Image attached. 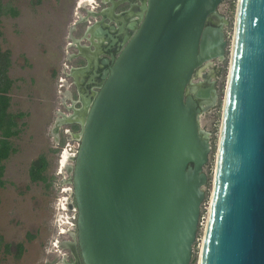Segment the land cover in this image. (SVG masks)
I'll list each match as a JSON object with an SVG mask.
<instances>
[{
	"label": "water",
	"instance_id": "1",
	"mask_svg": "<svg viewBox=\"0 0 264 264\" xmlns=\"http://www.w3.org/2000/svg\"><path fill=\"white\" fill-rule=\"evenodd\" d=\"M225 1H128L132 34L105 61L97 91L59 114L56 138L64 125L79 127L68 170L72 264L193 263L212 145L200 97L186 92L198 68L225 58L222 28L206 26ZM104 16H94L97 34L115 45ZM87 33L92 42L95 29ZM234 35L198 264H264V0H238ZM85 71H71L77 90Z\"/></svg>",
	"mask_w": 264,
	"mask_h": 264
},
{
	"label": "rangeland",
	"instance_id": "2",
	"mask_svg": "<svg viewBox=\"0 0 264 264\" xmlns=\"http://www.w3.org/2000/svg\"><path fill=\"white\" fill-rule=\"evenodd\" d=\"M78 1L2 0L19 11L18 18L5 17L2 20L3 49L11 51L10 77L17 81L11 94L13 99L11 111L28 113L29 116L24 120L27 123L24 133L13 140L18 153L6 163L4 179L7 185L1 190L0 204L1 235L6 242L24 243L26 251L20 261L1 253L0 264H57L59 261L58 256L47 255V250L56 234L58 221L61 217H71V209L67 206L70 201L72 202V186L69 181L71 174L68 170L73 163L68 159L66 165L62 167L61 160L67 151V144L75 147L76 142L65 133L68 130L65 125L61 127L59 138H56L53 132L59 111L66 112L60 105L61 95L53 91L55 79L52 78V73H58L62 55L68 49L75 14L85 15L83 10L77 11ZM237 3L238 0H229L221 7L230 21L226 30L230 50L220 76L218 106L210 111V114L219 117H200L201 128L211 139L212 152L209 165L205 169L208 176L206 200L192 264H198L213 192ZM69 91L72 92L73 88H69ZM55 150L56 152H53ZM41 154H47L49 161L47 174L55 178V183L50 189L43 184H33L30 181V167ZM61 207H64L66 212L61 211ZM66 227L69 231H74V227L70 225ZM28 235L34 236L32 242L27 240ZM60 250V253L65 252Z\"/></svg>",
	"mask_w": 264,
	"mask_h": 264
},
{
	"label": "flooded vegetation",
	"instance_id": "3",
	"mask_svg": "<svg viewBox=\"0 0 264 264\" xmlns=\"http://www.w3.org/2000/svg\"><path fill=\"white\" fill-rule=\"evenodd\" d=\"M109 0H93L90 5H87L91 12L85 14V16L79 18L75 14L73 26L70 30L71 36L69 40L71 42L72 49L77 50L75 58L71 60V64L77 62L75 64L77 67H73V70L76 71H84L86 74L85 80L83 83H80V88L77 90L75 83L73 82L70 85V88H73V91L67 94V101H69V105H67V111H70L72 114V109H79L81 107V96L86 95V97H90L91 94L97 91L95 86H98L102 83L101 76L104 72H106L109 67V64H105V61L111 62V55H118V50L122 47V41L126 36H130L132 34V30L130 29V23L132 21H136L137 19L130 20L128 19V1L134 0H116L118 3V7L116 8L114 13H111L109 8H111ZM229 0H226L222 3V5L217 10L216 22L213 24H207L206 26L212 25L215 28H222L224 33V38L226 41V54L223 60H212L200 68H198L192 78V83L188 88L186 95H190L198 98V107L201 110L198 117H219L215 114H210V111L215 110L218 106L221 84H220V76L223 69L224 62L228 59V51L230 50L227 28L229 27L230 21L228 17L222 12V6ZM87 7V8H88ZM87 8H84L87 9ZM83 10V9H82ZM105 13L104 18V27L103 29H108L109 33L113 35L118 41L115 45H112V41H108L107 37L104 35H98L96 27L99 25L101 27L102 24H97V21L100 22L101 18L96 19L94 17L97 14ZM116 22V23H115ZM110 27H115V30L109 29ZM87 29H95L96 36H93V41L90 39L91 35L87 33L85 37L83 34L87 31ZM97 31V32H96ZM101 32H103L101 30ZM101 39L104 41L101 42ZM79 47V48H78ZM83 48V53L85 52L86 57H88V61L80 55L78 49ZM91 48V49H90ZM84 58V59H82ZM75 68V69H74ZM70 76V75H69ZM68 78V75H66ZM71 77V76H70ZM71 79V78H70ZM68 111V112H69ZM223 117V115L221 116ZM68 127V134L72 135L74 133H78V131H74L73 128L78 126L76 124L65 125ZM201 127V123H200ZM201 131L204 134V130L201 128ZM75 243V232H71L68 235V239L63 240L61 243V249L65 251L61 252L59 263L60 264H72L74 262L73 254L69 248V245Z\"/></svg>",
	"mask_w": 264,
	"mask_h": 264
},
{
	"label": "trees",
	"instance_id": "4",
	"mask_svg": "<svg viewBox=\"0 0 264 264\" xmlns=\"http://www.w3.org/2000/svg\"><path fill=\"white\" fill-rule=\"evenodd\" d=\"M5 17L13 19L19 17V11L10 3L5 4L0 0V204H1V190H3L7 182L4 179L6 173V163L12 156L18 153V149L13 140L18 139L27 126L24 121L28 113H13L12 108V91L16 85V80L10 77V69L12 67L11 51L3 49L4 34L2 31V20ZM73 130H79L75 126ZM64 143V140H63ZM53 152H56L53 151ZM49 168V161L47 154H41L38 159L32 163L29 170L30 181L33 184H43L47 189H50L54 183L55 178L49 177L47 172ZM34 236L28 235L27 240L32 242ZM24 243H9L0 233V254L4 256H12L16 261L22 260L25 253Z\"/></svg>",
	"mask_w": 264,
	"mask_h": 264
},
{
	"label": "crops",
	"instance_id": "5",
	"mask_svg": "<svg viewBox=\"0 0 264 264\" xmlns=\"http://www.w3.org/2000/svg\"><path fill=\"white\" fill-rule=\"evenodd\" d=\"M111 1H114V5H115V10L118 7V3L116 2V0H109L108 2L110 3ZM111 10V8H109ZM82 10V9H81ZM115 10H113L111 13H114ZM84 14H87L90 11L89 7L87 9H83ZM79 18L85 16V15H81L78 14L77 15ZM76 17V15H75ZM104 40L101 39V42H103ZM67 48L70 50H73L72 52L68 51V49L66 50V52L62 55V61H61V66L59 68V70L56 72L52 73V78L55 79V84H53L52 88L53 91H57L59 95H61V104L62 105V109L66 112H60L58 113V117L59 114H64V115H70V111L68 112L67 109V103L69 105V101H67V94L71 93V91H69L70 85L74 82V79L71 76V71L73 70V67H77L75 64H77V62H74L71 64V60L75 58V55L77 53V50L72 49L71 46V42L69 40L68 46ZM84 48V47H83ZM91 49V48H90ZM82 54V53H81ZM74 57V58H73ZM84 59V58H82ZM75 69V68H74ZM77 72V71H76ZM66 75H68V78L66 77ZM70 75V76H69ZM86 74L85 73H78V78H79V82L83 83L85 80ZM71 78V79H70ZM54 94V92H53ZM56 98V97H55ZM58 98V97H57ZM68 113V114H67ZM60 137V134L58 135V138ZM57 140V139H56ZM65 240V239H64Z\"/></svg>",
	"mask_w": 264,
	"mask_h": 264
},
{
	"label": "built area",
	"instance_id": "6",
	"mask_svg": "<svg viewBox=\"0 0 264 264\" xmlns=\"http://www.w3.org/2000/svg\"><path fill=\"white\" fill-rule=\"evenodd\" d=\"M91 3L87 2V0H79L78 4H77V11H80L81 9L87 8V5H90ZM68 130L65 131L66 134H68ZM68 136H71L70 134H68ZM76 142V146H71L69 143L66 146V150L62 156V164L61 166L64 167L66 165L67 160L69 159L73 165H74V160L75 157L77 155L78 152V147H79V143L78 141H74ZM67 155V160L65 161V165H63L64 162V156ZM72 198V196H71ZM67 206L71 209L70 210V214L71 217L70 218H65V217H61V219L58 221L57 224V230H56V234L55 236L52 238V240L50 241V247L47 250V255H51V256H58L60 258V249H61V243H62V238L65 239V235H69L71 233V231L68 230V228L66 227V225H70L72 227H74V231L76 229V217H77V210L75 208L74 205V201L72 199V202L70 201L69 204H67ZM61 211L66 212L64 207L60 208ZM65 225V226H64ZM60 250V251H59ZM56 264V263H55ZM57 264H60L59 262Z\"/></svg>",
	"mask_w": 264,
	"mask_h": 264
},
{
	"label": "bare ground",
	"instance_id": "7",
	"mask_svg": "<svg viewBox=\"0 0 264 264\" xmlns=\"http://www.w3.org/2000/svg\"><path fill=\"white\" fill-rule=\"evenodd\" d=\"M87 2L91 3L93 2V0H87ZM235 36V35H234ZM234 41V39H233ZM232 50H233V44H232ZM232 52V51H231ZM67 160V155L64 156V162H63V165H65V161Z\"/></svg>",
	"mask_w": 264,
	"mask_h": 264
}]
</instances>
